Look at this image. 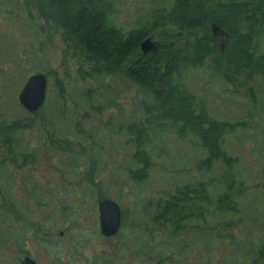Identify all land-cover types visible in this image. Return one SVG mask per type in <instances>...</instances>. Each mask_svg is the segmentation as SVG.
Here are the masks:
<instances>
[{
  "label": "rangeland",
  "instance_id": "obj_1",
  "mask_svg": "<svg viewBox=\"0 0 264 264\" xmlns=\"http://www.w3.org/2000/svg\"><path fill=\"white\" fill-rule=\"evenodd\" d=\"M172 2L101 0L110 25L124 32L143 30L142 39L149 36L156 44L177 46L185 38L169 36L179 30L154 26ZM257 30L256 51L264 53V24ZM206 31L199 28L187 36L191 40ZM213 32L220 36L223 52L224 33L219 29ZM136 57L137 53L131 56ZM36 73L46 77V99L37 113H30L19 103L18 93L27 77ZM179 81L208 114L235 125L225 135L223 147L238 157L239 172L245 179V185L237 184L245 193L240 198V212L224 218L237 225L233 228L239 243L233 249L236 256L221 263V254H227L232 244L212 238L206 250L200 240L199 248L197 245L187 253L190 260L184 264H257L253 246L264 239V77L227 64L219 54L199 66L184 68ZM141 99L143 95L137 94L122 74L108 72L68 39L38 0H0V118L28 121L34 117L24 148L34 155L33 161L20 166L21 158H6L0 139V217H4L0 229L6 235L5 241L0 238L1 264H21L24 254L32 255L37 264H70L67 253L76 248L83 264H96L97 256L110 264H125L122 258L111 261L127 249L123 236L100 233L99 200L110 198L119 203L123 234L132 228H148L163 236L166 228L162 224L148 222L157 204L177 185L220 175L216 170L197 173L194 164L206 152L194 148L189 139L162 130L150 148L155 163L149 179L132 180L129 170L136 163L131 128L146 122V114L138 106ZM24 209L29 214L22 212ZM22 213L31 218L25 232L23 225L28 222L19 218ZM45 231L54 249L67 250L60 257L62 262L50 257L46 243H41Z\"/></svg>",
  "mask_w": 264,
  "mask_h": 264
},
{
  "label": "trees",
  "instance_id": "obj_2",
  "mask_svg": "<svg viewBox=\"0 0 264 264\" xmlns=\"http://www.w3.org/2000/svg\"><path fill=\"white\" fill-rule=\"evenodd\" d=\"M38 1L47 17L65 31L68 39L82 47L90 60L102 64L108 72L122 74L137 94L143 95L138 106L145 112L146 122L135 129L134 126L131 128L134 146L132 158L136 163L135 168L129 170L132 180L143 182L149 179V170L155 163L151 145L155 144L156 135L160 136L166 130L181 140L189 139L194 148L206 152L194 164L197 173L221 172L216 179L201 178L182 186L177 185L167 199L157 204L155 210L150 212L148 222L162 224L166 228L163 236L148 228L146 231L132 228L130 233L123 234L125 224L121 222L118 232L113 236H123L127 255L122 252L119 257L111 258V261L116 263L122 258L125 264H133L131 260L137 264H184L190 260L187 253H192L200 240L206 250L212 238L221 243L226 242L227 246L232 244L227 254H221V263L228 256L235 257L233 249L239 243L233 228L237 225L231 219L224 218L240 212V198L245 193L239 186L245 185V179L239 172L238 157L229 154L223 147L225 135L232 132L235 125L208 114L179 78L184 68L199 66L209 56L215 55L216 58L219 54L227 64L264 77V53L257 52L254 43L257 27L264 24V0H173L167 14L158 16L154 26H173L179 31L169 37H184V43L177 46L162 43L146 54L140 50L144 31L124 32L110 25L107 9L101 0ZM213 24L224 33L223 52L220 51V36L211 30ZM199 28L207 31L190 40L187 32ZM136 53L137 57L132 59L131 56ZM33 121L34 117H29L28 121L0 118V139L1 145L5 147V157L12 160L21 158L20 166L34 160L32 153L24 151L27 146L26 131L32 128ZM22 212L29 214L25 209ZM0 213L3 215L2 209ZM25 213L19 216L28 222V225H23L22 232L30 229L31 218ZM4 232L0 229V238L5 241ZM49 235L45 231L40 236L41 243H46L44 247L50 257L59 258L62 262L60 257L67 250L54 249ZM253 250L256 263L264 264V239L258 245L255 244ZM67 254L72 259L70 264H83L79 262L77 248ZM98 259L99 256L96 257V264H110Z\"/></svg>",
  "mask_w": 264,
  "mask_h": 264
},
{
  "label": "water",
  "instance_id": "obj_3",
  "mask_svg": "<svg viewBox=\"0 0 264 264\" xmlns=\"http://www.w3.org/2000/svg\"><path fill=\"white\" fill-rule=\"evenodd\" d=\"M213 30L223 32L219 26L213 24ZM159 47L147 36L140 42V49L143 54L148 53L152 49ZM46 77L41 73L31 74L27 77L25 83L18 93V101L21 106L28 112H36L45 102L46 99ZM264 185V167H263V183ZM98 219L100 232L105 236L115 235L121 224V208L120 205L110 198H103L97 203ZM21 264H36V261L29 255H25Z\"/></svg>",
  "mask_w": 264,
  "mask_h": 264
},
{
  "label": "flooded vegetation",
  "instance_id": "obj_4",
  "mask_svg": "<svg viewBox=\"0 0 264 264\" xmlns=\"http://www.w3.org/2000/svg\"><path fill=\"white\" fill-rule=\"evenodd\" d=\"M98 203V202H97ZM98 210V209H97ZM98 224H99V219H98ZM99 230H100V228H99ZM101 233V232H100ZM61 234H62V232H61ZM102 234V233H101ZM103 235V234H102ZM103 236H105V235H103ZM106 237H111V236H106ZM25 255H29V254H24V255H22V257H21V259H20V263H21V260H22V258L25 256ZM30 257H32L34 260H35V258L32 256V255H29ZM36 261V260H35ZM36 264H37V262H36Z\"/></svg>",
  "mask_w": 264,
  "mask_h": 264
}]
</instances>
